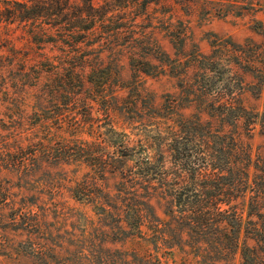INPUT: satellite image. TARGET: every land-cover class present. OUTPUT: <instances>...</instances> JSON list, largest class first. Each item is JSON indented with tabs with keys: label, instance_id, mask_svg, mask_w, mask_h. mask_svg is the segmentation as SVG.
Returning <instances> with one entry per match:
<instances>
[{
	"label": "rangeland",
	"instance_id": "374dc122",
	"mask_svg": "<svg viewBox=\"0 0 264 264\" xmlns=\"http://www.w3.org/2000/svg\"><path fill=\"white\" fill-rule=\"evenodd\" d=\"M11 1L0 0V12ZM129 2L126 13L109 12L89 40L72 45L56 30L39 42L31 20L0 13V264H126L131 255L199 264L185 233L180 246L160 237L155 250L94 207L121 204L115 167L135 164L121 154L133 147L135 157H156L149 140L157 130L170 137L175 111L228 131L208 115L210 101L243 105L259 115L249 134L244 118L235 128L254 158H264V85L254 88L264 70V0ZM203 56L208 69L199 66ZM81 189L82 199L74 194ZM152 203L168 220L163 203ZM224 257L206 263H241L240 253Z\"/></svg>",
	"mask_w": 264,
	"mask_h": 264
},
{
	"label": "trees",
	"instance_id": "16d2710c",
	"mask_svg": "<svg viewBox=\"0 0 264 264\" xmlns=\"http://www.w3.org/2000/svg\"><path fill=\"white\" fill-rule=\"evenodd\" d=\"M11 3L12 7L0 13L31 20L38 29L34 36L39 42L56 30L58 36L72 45L85 42L97 23L106 22L104 18L109 12L126 13L130 2L104 0L99 7L94 0H84L83 5L77 0H29L30 4L13 0ZM147 3L142 5L144 10ZM164 54V60L171 65L174 60ZM200 60L199 66L204 68L208 57L203 56ZM144 72L150 73V69H144ZM199 77L211 79L204 72ZM254 77L258 80L254 88L260 90L264 85V70H257ZM96 83L102 85L99 81ZM166 107L174 110L171 104ZM209 107L207 113L211 118L227 123L233 129L214 128L211 120L204 122L199 114L186 117L172 111L178 118L168 132L170 137L164 138L157 130L149 140L150 148L157 152L156 157H135L133 147H129L128 153L121 154L135 163L125 167L126 162L121 160L122 166L115 167L114 172H118L115 174L120 178L116 185H121L118 189L121 204L99 203L94 207L105 220L114 217L115 228L119 231L146 239L155 250L160 247V237L164 240L162 243L172 249L180 246L181 234L185 233L186 242L195 255L201 257L199 264H207L217 253L225 256L224 260L240 253V264H264V158H254L252 145L241 139L235 128L236 120L244 118L249 134L250 120L259 114L230 102L217 105L210 101ZM170 117L174 120L173 115ZM164 146H167L165 151ZM166 153L171 168L167 166ZM85 191L76 190L74 194L82 199ZM153 199L163 203L168 220L156 213ZM144 226L153 233L146 236ZM131 256L133 260L127 259L126 264L137 261L161 264L159 257ZM109 262L107 259L106 263ZM113 264L117 263L114 261Z\"/></svg>",
	"mask_w": 264,
	"mask_h": 264
}]
</instances>
